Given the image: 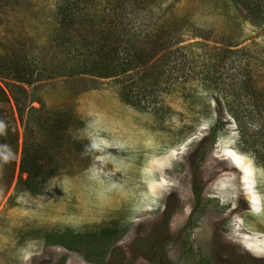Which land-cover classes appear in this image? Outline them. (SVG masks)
Wrapping results in <instances>:
<instances>
[{
    "label": "rangeland",
    "instance_id": "1",
    "mask_svg": "<svg viewBox=\"0 0 264 264\" xmlns=\"http://www.w3.org/2000/svg\"><path fill=\"white\" fill-rule=\"evenodd\" d=\"M63 1L0 0V57H22L37 71L33 85L0 77L8 98L0 102V264H264V169L229 112L241 106L233 94L245 67L264 89V22L223 0H118L132 34H183L174 32L168 61L167 50L159 55L163 74L146 67L108 80L78 73L88 65L75 38L51 42ZM84 1L68 0L83 4L81 34L109 3ZM16 97L26 101L22 115ZM40 104L39 124L60 122L51 135L29 114ZM27 127L52 156L42 165L59 171L38 195L17 185ZM260 127L248 124V135ZM106 230L113 246L89 261L106 246L95 243ZM58 232L90 239L80 252L49 242Z\"/></svg>",
    "mask_w": 264,
    "mask_h": 264
},
{
    "label": "trees",
    "instance_id": "2",
    "mask_svg": "<svg viewBox=\"0 0 264 264\" xmlns=\"http://www.w3.org/2000/svg\"><path fill=\"white\" fill-rule=\"evenodd\" d=\"M97 1L98 0H94V4ZM108 2V4L105 3L101 8L99 13L100 16H97L101 18V20L99 18V21L97 22L99 25L91 28L90 25L92 24L89 25L88 18V24L84 28L86 30L84 34H81L78 33L77 21L78 17L85 12V10L80 8L83 4L80 2L79 5L75 6L74 4L69 3L68 0H64L57 8L58 16H61V19H59V24H57L58 30L53 34L51 42L58 47H64L67 44L71 45L73 38H75L76 40L74 44L77 45V47L79 45L80 48H85L82 50L83 53L81 52L79 57L85 59L83 65H88V68L79 71V74L109 80L127 77L132 71H142V69H146V67L147 70L152 69L151 76L163 74L164 69H166V64L163 62L164 65H158V61H160L159 55H161V52L164 50H167V53L163 56L167 57L166 61H168L169 56L173 55L172 51L168 52L171 48V43H173V41L179 42L175 34L182 32L180 33L182 35V29H175L166 38H163L160 35H155V32L144 30H141V32L146 33L145 36L142 34L137 36L132 34V31L129 28L131 22H127V15L125 13L123 14L120 10L118 0H108ZM223 2L235 3L239 8V14L241 9L246 11V16L254 21V23L259 24L264 22V0H223ZM83 8L86 9L85 7ZM80 11L83 13L79 14ZM185 28L187 29V26H185ZM93 30L95 32H93ZM59 31H61V34H59ZM77 38L80 39L77 40ZM137 38H139V42H137ZM230 49L231 46L228 45L225 50L226 55H224L225 62L228 61L227 55L232 51ZM151 63H153V66H149ZM29 65L33 64L24 62L22 57L21 59L14 57H0V75L3 73L0 77L4 76L14 79L19 83L33 85L37 82V80H35L37 71L35 68L29 70L27 67ZM244 69L245 75L237 84L241 87V92L233 94L235 97L242 99L241 106L231 104L229 106V112L232 115V118H234L235 124L241 134V145H243V149L254 153L257 162L261 166L263 165L262 168L264 169V152L259 150V146L262 143L263 146L261 148L264 149V89H256L251 81V76L248 72L249 68L245 67ZM144 74L145 73L142 74V77H144ZM123 97L124 101L129 104L130 100L129 98L126 99V93ZM3 100L7 101L8 98L6 92L0 86V102H3ZM15 103L17 110L22 115L27 110L26 101L16 97ZM42 110L43 105L41 104L38 109L31 106L29 114L35 124L41 128V131L46 132L47 135H51L55 133V128L57 125H60V122L54 120L53 122L46 121L43 122V124H39L40 121L38 117L40 116H38V114H40ZM66 115L62 119L65 120ZM257 121L259 123H257ZM44 124H47L49 127L44 128ZM63 124L67 127L70 125V121L65 120ZM248 124H261V127L258 132L253 131L250 136L248 135ZM30 130L31 128H26V134L23 138L17 185L20 184L23 186L27 193L38 195L42 193L44 186L49 180L59 174V171H57L55 165L52 166V169H45L44 165H42L47 159H52V156L47 152L49 149L43 148L41 144H35L33 140L30 139ZM32 130L35 129L32 128ZM223 130V122H217L211 130V140L213 142L216 141ZM248 138L250 139L248 140ZM58 139L59 138L52 137V140H55V142H57ZM15 144V148L18 150L19 137L17 136ZM24 175H26L25 179H23ZM114 234L115 232L113 230H106L101 232V235L98 234V237L93 235L92 237H97L96 244L102 243L104 246L103 242H106V246L99 254L93 252L95 254L94 259L85 255L86 258L94 263L101 262L100 259L108 253V249L114 244ZM116 234L119 235V232ZM48 237L50 239L49 242L53 244L80 252L82 251L78 246L81 245L83 241L88 243V239H90L89 237L75 235L73 232H67L66 234H60V232H58L48 235Z\"/></svg>",
    "mask_w": 264,
    "mask_h": 264
},
{
    "label": "clouds",
    "instance_id": "3",
    "mask_svg": "<svg viewBox=\"0 0 264 264\" xmlns=\"http://www.w3.org/2000/svg\"><path fill=\"white\" fill-rule=\"evenodd\" d=\"M242 184H243V182H242ZM242 191H243V189H242ZM248 247V246H247Z\"/></svg>",
    "mask_w": 264,
    "mask_h": 264
}]
</instances>
